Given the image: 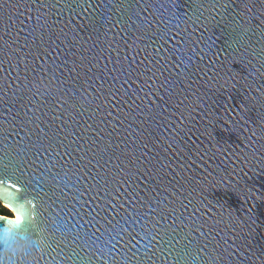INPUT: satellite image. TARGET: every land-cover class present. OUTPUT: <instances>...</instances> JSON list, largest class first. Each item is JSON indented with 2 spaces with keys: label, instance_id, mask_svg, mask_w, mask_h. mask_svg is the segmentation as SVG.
Wrapping results in <instances>:
<instances>
[{
  "label": "water",
  "instance_id": "95a60500",
  "mask_svg": "<svg viewBox=\"0 0 264 264\" xmlns=\"http://www.w3.org/2000/svg\"><path fill=\"white\" fill-rule=\"evenodd\" d=\"M0 264H264V0H0Z\"/></svg>",
  "mask_w": 264,
  "mask_h": 264
},
{
  "label": "trees",
  "instance_id": "16d2710c",
  "mask_svg": "<svg viewBox=\"0 0 264 264\" xmlns=\"http://www.w3.org/2000/svg\"><path fill=\"white\" fill-rule=\"evenodd\" d=\"M0 214L10 215L11 216V212L7 208L2 206L1 204H0Z\"/></svg>",
  "mask_w": 264,
  "mask_h": 264
}]
</instances>
